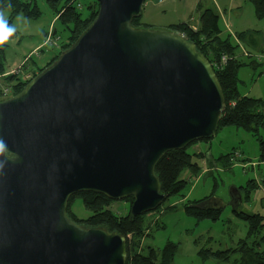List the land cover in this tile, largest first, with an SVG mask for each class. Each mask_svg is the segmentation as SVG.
I'll list each match as a JSON object with an SVG mask.
<instances>
[{
  "label": "water",
  "instance_id": "95a60500",
  "mask_svg": "<svg viewBox=\"0 0 264 264\" xmlns=\"http://www.w3.org/2000/svg\"><path fill=\"white\" fill-rule=\"evenodd\" d=\"M97 1L77 41L0 102L19 156L0 172V264H126V237L77 224L71 196L133 197L134 220L166 200L164 155L218 133L226 100L209 59L179 32L134 27L146 0Z\"/></svg>",
  "mask_w": 264,
  "mask_h": 264
},
{
  "label": "rangeland",
  "instance_id": "374dc122",
  "mask_svg": "<svg viewBox=\"0 0 264 264\" xmlns=\"http://www.w3.org/2000/svg\"><path fill=\"white\" fill-rule=\"evenodd\" d=\"M41 13L38 19H32L24 13L17 15L12 24L17 26V35L4 44L6 46V68L13 74L21 75L23 79L32 77L36 70L45 67L51 58L62 50L67 42V32L57 21L54 9L47 0H35ZM146 0L142 12V21L153 29L165 30L168 26L189 23L192 29L200 26V14L205 9H213L221 16V26L224 35L236 36L244 30L260 31L257 48H248L239 41L240 53L243 50L248 56L242 57L245 62L255 60L257 67L251 65L242 67L239 71V88L243 95L254 98L264 97V20H258L252 2L249 0ZM65 0H61L63 5ZM11 11L9 12V18ZM20 19L17 20V17ZM51 34V35H50ZM49 35V36H48ZM52 42H49V39ZM48 39V40H47ZM48 42V43H47ZM251 46V45H249ZM250 55V57H249ZM34 62L37 64L33 67ZM28 64L25 67V64ZM0 102L12 96L8 91L4 78L0 77ZM7 90V91H6ZM261 135L264 137V131ZM190 153H206L199 162L201 171L189 175L184 171L182 178L189 184L183 196L165 200L149 215L148 221L158 224L147 231L151 235L143 238L144 253L149 247L161 250L169 242L178 245L173 264H239L241 258L236 253L230 261L214 258L205 260L200 254L203 249L225 250L235 248L241 239L247 236L248 222L239 218L235 207L245 213L264 215V162H260V146L257 137L252 133L236 127H226L218 131L209 141L201 140L189 147ZM232 153L231 165L226 166L222 156ZM229 159V160H230ZM255 163L252 167L246 164ZM255 179L259 187L255 189L250 200L241 189ZM235 189L241 194V201L235 199ZM213 196L222 201L219 219L197 220L185 212V204L190 200H199ZM212 200V199H211ZM216 204V202H214ZM217 206V205H214ZM130 203L116 201L111 209L118 215L125 216ZM73 210L80 218L90 216L81 200L73 205Z\"/></svg>",
  "mask_w": 264,
  "mask_h": 264
},
{
  "label": "trees",
  "instance_id": "16d2710c",
  "mask_svg": "<svg viewBox=\"0 0 264 264\" xmlns=\"http://www.w3.org/2000/svg\"><path fill=\"white\" fill-rule=\"evenodd\" d=\"M252 2L255 15L258 20H264V0H249ZM49 5L54 9L57 21L63 26L64 32H67V42L62 46V50L55 54L49 63L39 69L37 72L34 62V73L31 78L23 79L21 75L13 74L6 68V46H0V77L4 78L5 86L11 89L13 95L19 94L24 88L45 68L54 63L63 51L68 50L73 43L77 41L80 35L89 27L96 19L99 11V3L97 0H65L61 5V0H47ZM12 5L9 23L12 24L13 19L20 13L32 19H38L41 13L35 0H0V7ZM133 25L136 28H152L142 21V16L135 18ZM166 30L179 32L192 41L211 62L219 82L222 86L225 100L226 110L222 115L219 124V130L226 127H236L244 129L257 137L260 146V162H264V137L261 135L264 131V97L254 98L243 95L239 88V71L242 67L255 65L245 63L241 57L240 45L235 42V37L245 43L251 45L253 38L257 35L254 31H244L232 35H224L221 26V16L213 9H205L200 14V26L197 30L192 29L189 23L173 24L168 26ZM17 35V32L13 37ZM222 56L228 57V62L224 66L219 65ZM28 64H25L27 67ZM3 90L0 89V95ZM209 139H203L209 141ZM195 143V142H194ZM193 144V143H192ZM182 150H174L168 152L159 161L156 166V174L160 178L162 193L166 196V200L176 196H183V192L189 184V180L182 178L184 171L191 174H197L201 171L199 162L196 159H203L206 153H190L189 147ZM232 153L222 156L225 165L232 163ZM230 159V160H229ZM259 187L255 179L251 180L246 187H242L246 192L247 199L250 200L252 192ZM213 196H207L200 200H190L185 204V212L197 220L212 218L219 219L221 210L224 208L222 204L211 203L204 208L197 205L201 202L213 199ZM77 200H81L85 209L91 214L86 218H80L73 210V205ZM130 203L128 213L118 215L114 213L111 206L115 200L108 198L103 194L96 192L77 193L69 199L68 215L77 224L86 228L103 227L110 232L122 234L127 239L128 258L126 264H173L178 245L169 242L161 250L149 247L147 253H144L142 246L143 238L150 236L147 231L158 224L148 221L152 212L137 216L131 219V207L134 198L126 200ZM217 205V206H214ZM159 207L157 211L160 209ZM235 213L239 218L248 222V232L244 239H241L235 248H227L225 250H213L211 248L203 249L200 254L205 260L214 258L221 261H230L232 257L239 253L241 258L239 264H264V215L259 213L249 214L240 211L235 207Z\"/></svg>",
  "mask_w": 264,
  "mask_h": 264
},
{
  "label": "clouds",
  "instance_id": "9594fccd",
  "mask_svg": "<svg viewBox=\"0 0 264 264\" xmlns=\"http://www.w3.org/2000/svg\"><path fill=\"white\" fill-rule=\"evenodd\" d=\"M11 8L12 5L10 3L6 7H0V46L8 43L17 31L16 24L9 23V12ZM19 19L20 16L17 17V20ZM9 153L10 150L7 142L3 137H0V157H4V159H0V172L4 171L10 160L14 163L19 159L18 154L11 155L9 159Z\"/></svg>",
  "mask_w": 264,
  "mask_h": 264
},
{
  "label": "crops",
  "instance_id": "0c3cea01",
  "mask_svg": "<svg viewBox=\"0 0 264 264\" xmlns=\"http://www.w3.org/2000/svg\"><path fill=\"white\" fill-rule=\"evenodd\" d=\"M244 31H249V30H244ZM244 31H242V32H244ZM251 31H254V32H256L257 33V35H255V37L253 38V40H254V42L252 43V46H249L248 44H247V47L248 48H257L258 47V45H259V37H260V31H257V30H251ZM235 37V36H234ZM235 42L237 43V44H239V42L237 41V38L235 37ZM253 61H255V60H251L250 61V63H252ZM245 63H247L248 64V62H245ZM260 65V63H257V62H255V65H251L253 68L254 67H257V66H259ZM246 165H248V166H254L255 165V163H248V164H246ZM189 175H190V173H189ZM203 199V198H202ZM200 200V199H199ZM214 202H216V204H222V201L221 200H219L218 198H213L212 199V201H211V203H214Z\"/></svg>",
  "mask_w": 264,
  "mask_h": 264
},
{
  "label": "built area",
  "instance_id": "2783aa9c",
  "mask_svg": "<svg viewBox=\"0 0 264 264\" xmlns=\"http://www.w3.org/2000/svg\"><path fill=\"white\" fill-rule=\"evenodd\" d=\"M160 2H162V0L160 1ZM197 30V29H196ZM51 35V34H50ZM49 36V35H48ZM48 39H49V37H48ZM47 39V40H48ZM49 42H52V40L51 39H49ZM48 43V42H47ZM53 43V42H52ZM243 55L244 56H248V52H246V50H243V54L241 53V57H243ZM249 57H250V55H249ZM228 62V57L227 56H222V58H221V60L219 61V65L220 66H224L226 63ZM8 90V89H7ZM6 90V91H7ZM9 91V90H8Z\"/></svg>",
  "mask_w": 264,
  "mask_h": 264
}]
</instances>
